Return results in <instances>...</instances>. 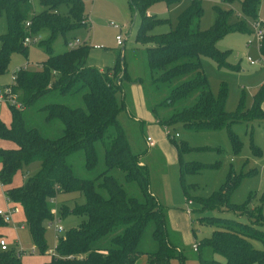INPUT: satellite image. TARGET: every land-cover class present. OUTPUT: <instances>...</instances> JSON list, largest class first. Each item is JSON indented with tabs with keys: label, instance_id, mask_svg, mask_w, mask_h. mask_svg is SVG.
I'll use <instances>...</instances> for the list:
<instances>
[{
	"label": "trees",
	"instance_id": "obj_1",
	"mask_svg": "<svg viewBox=\"0 0 264 264\" xmlns=\"http://www.w3.org/2000/svg\"><path fill=\"white\" fill-rule=\"evenodd\" d=\"M41 10L34 12L30 0H0V16L4 14L6 30L0 34V73H4L13 53L27 55L23 45L27 34L47 32L39 45L47 53L41 67L36 70L20 67L14 91L23 109L9 107L10 125L0 120V137L13 141L14 148H0V183L5 196L19 203L30 234L32 245L40 254L48 250L46 224L53 220L51 208L61 193L79 192L82 203L57 207L59 217L73 214L85 216L56 239L55 254L43 264H134L145 254L148 264H171L172 259L183 262L185 256L169 237L165 212L149 187V171L131 152L124 131L118 121L122 109L116 92L123 90V80L129 81L126 66L118 57L113 67L100 70L86 65L90 45L79 46L54 54L52 44L57 35L77 27L90 29L84 21L83 0H39ZM158 0H128L135 15L140 16L136 40L145 47L146 65L150 71V84L154 92L165 91L164 99L149 107L157 123L171 126L182 123L186 128L198 130L225 129L233 149L239 147V136L233 125L243 121L264 119V82L252 95L250 106L245 105L242 92L236 108L225 107L228 88L220 84L213 95L208 78L202 68V57L214 60L218 68L239 70L238 64L227 61L229 52L217 48V41L231 32L252 33L250 22L259 19L261 0H241L240 12L214 5L215 18L207 29L199 27L203 13L200 0H190L178 14L174 28L151 34L150 30L167 19L148 13L151 3ZM166 3L178 0H163ZM231 4L234 0H221ZM29 21L30 25H26ZM264 25V24H263ZM67 40L65 41L66 44ZM264 56V31L259 48ZM141 82L136 79L135 82ZM58 95L80 94L83 107L51 102L42 106L45 120H59L61 134L48 137L36 127L28 126L24 110L49 93ZM147 102V99H146ZM169 111L158 113L156 107ZM100 140L104 148L105 168L94 178L75 175L67 157L81 150L85 168L94 169L98 156L94 142ZM177 151L180 182L186 199L199 202L201 209L232 211L247 217L248 222L225 216H202L201 223L214 228L209 238L197 244L201 264H264V248L254 247L252 240L264 245V215L262 207L252 206L251 195L241 204L231 202V193L238 186L243 173L230 170L218 190L209 195L192 196L194 184H185L186 174L199 173L213 165L185 160L186 153L195 150L186 142L171 139ZM255 154L260 149L249 136ZM38 161L40 167L28 175L20 186H10L13 176L24 166ZM122 173L126 182L135 183L138 195H130L112 173ZM98 181V182H97ZM8 186V187H7ZM104 190L102 194L97 188ZM264 203V191L260 197ZM5 223L0 218V224ZM150 228V244L143 246L145 231ZM20 251L0 249V264H22Z\"/></svg>",
	"mask_w": 264,
	"mask_h": 264
},
{
	"label": "rangeland",
	"instance_id": "obj_2",
	"mask_svg": "<svg viewBox=\"0 0 264 264\" xmlns=\"http://www.w3.org/2000/svg\"><path fill=\"white\" fill-rule=\"evenodd\" d=\"M34 12L41 10L39 0H30ZM190 0H178L166 3L158 0L150 4L148 13L167 21L155 25L151 34H158L174 28L178 14L189 4ZM203 13L199 21L201 29H207L215 18L214 5L222 8H232L235 14L240 12L241 0H234L231 4L221 0H200ZM83 13L87 17L90 29L77 27L67 31L64 35L59 34L54 39L52 48L53 53H61L66 49V40L79 39L83 43L90 45L89 53L86 58V65L101 69L113 67L118 57L122 58L129 81L123 80V90L116 92V100L122 109L118 114V121L124 131L130 150L134 153L142 164L146 165L149 173L150 189H154L159 196L160 202L168 209V215L178 228L167 222V229L170 239L182 238L184 243L181 246L184 255H192V245L194 237L200 241L211 236L213 226L208 223H201L199 218L202 216H225L235 218L242 222H248L247 217L241 216L232 211L202 210L199 202L193 201L189 206L190 215L186 212V200L180 182V173L177 162V154L174 143L186 142L189 146L196 148L186 153L185 160L196 161L204 164H216L204 168L199 173L186 174L185 184H194L195 188L190 189L192 196L205 197L211 192L218 190L225 181L227 174L232 170L235 174L243 173L241 181L231 193V202L241 204L249 199L251 195L252 206L262 207L264 215V203L260 202V197L264 191V119L243 121L234 124L232 127L239 136V147L233 149L225 129L218 130H192L186 128L182 123L170 126L172 132H177V137H167L164 127L154 123L153 114L149 107L154 106L164 99L165 91L157 94L153 91L150 84V71L146 65L145 47L149 44H142L136 40V31L140 23V16L135 15L130 7L128 0H83ZM259 19L264 21V0L260 1L258 8ZM111 24H116L120 28L115 29ZM6 30L5 16H0V34ZM89 32V33H88ZM41 38L47 36V32L41 33ZM121 34L124 38L123 44L118 45L115 37ZM252 33L231 32L217 41V48L228 51L227 61L231 64H238L239 70L228 68H218L213 59L202 57V68L208 78L210 89L214 96L217 95L220 84L226 83L228 88L225 107L228 111L236 108L238 100L244 93V102L250 106L252 95L260 85L264 77V59L254 46H248L246 40ZM37 43L28 45L27 55L23 53H13L10 57L8 68L4 73H0V85L11 81L13 72L19 68L36 70L41 67L46 59L47 53ZM99 45L101 48H94ZM260 60L256 64H250L247 57ZM141 82H135L136 79ZM141 85L142 91L138 84ZM144 99V101H142ZM147 99V102H146ZM60 102L72 107H83L80 94L58 95L54 92L41 97L35 105L24 110L25 121L28 126L36 127L48 137H57L61 134L62 124L59 120L47 122L45 112L41 109L47 103ZM156 106V105H155ZM158 113L169 111L166 107H156ZM149 109V110H148ZM11 112L7 106L0 108V120L6 125H10ZM252 134L253 142L260 149V154H255L250 147L249 136ZM150 137L153 144L146 141ZM15 143L9 139L0 137V148H14ZM94 147L98 156V164L92 169L85 168L84 154L81 150L76 151L67 157L76 176L81 178H94L104 170V148L102 142L97 140ZM1 166V164H0ZM38 161L24 166L12 179L10 186L17 187L23 180L32 175L38 168ZM112 173L130 195H138L135 183L126 182L122 178V173L113 170ZM98 182V181H97ZM8 187V186H7ZM6 187L0 183V209L8 213V218L0 224V238H3L9 248L21 251L22 264H43L47 262L52 254H55L54 245L57 236H61L70 227L76 226L85 216L69 214L60 218L63 231H56V223L46 224L45 238L48 250L40 254L31 242L30 234L25 224V218L19 203L7 200L4 189ZM102 194L104 190L97 188ZM156 195V194H155ZM156 195V197L158 198ZM84 197L79 192L61 193L54 201V207L62 203L69 206L74 203H82ZM56 205V206H55ZM56 207V208H57ZM264 230V225L259 227ZM150 228L145 231L143 246L149 247ZM195 235V236H194ZM182 240V239H181ZM182 242V241H181ZM254 247L263 249L264 245L258 240H252ZM197 254H195L196 256Z\"/></svg>",
	"mask_w": 264,
	"mask_h": 264
},
{
	"label": "built area",
	"instance_id": "obj_3",
	"mask_svg": "<svg viewBox=\"0 0 264 264\" xmlns=\"http://www.w3.org/2000/svg\"><path fill=\"white\" fill-rule=\"evenodd\" d=\"M84 21L88 22L87 17L84 19ZM89 23V22H88ZM264 21L258 19L256 21H252L250 22L251 28H252V35L249 36L246 40V44L248 46H254L255 48H257V50L259 51L260 45H261V40H262V36H263V31H264ZM26 25H30V22L27 21ZM112 27H114L115 29H119L120 27L116 24H111ZM41 34L40 33H35V34H27L24 39H23V45L24 46H28L34 43H37L41 40ZM116 43L120 46L123 44L124 38L121 34H117L115 37ZM82 42L77 39L74 38L73 40H67L66 42V46L68 48H74L77 47L81 44ZM94 48H101L99 45H93ZM260 57H262V55H260ZM247 60L249 61L250 64H256L258 63L260 60H255L252 59L250 56L247 57ZM20 68V67H19ZM17 68L12 76H11V81L9 83L6 84H1L0 85V108L2 106H7L9 107H14L17 109H23V105L22 103L19 101L18 99V95L17 93L14 91V87H15V83H16V77H17ZM24 68V67H22ZM164 130H165V134L167 137H177L178 133L177 132H172V130L170 129V126H164ZM146 141L152 145L153 141L151 140L150 137H146ZM191 200H187V212L190 213L191 209L189 207V204H191ZM51 213L53 214V220L51 222L52 223H56V231L57 232H61L63 231V227L58 224V222H60V218L58 217V211L56 207L51 208ZM0 218H2L4 221H6V218H8V213L3 210L0 209ZM50 224V225H51ZM58 237V236H57ZM8 245L6 243V241L3 238H0V249L1 250H5L8 249ZM193 248L194 250H197V244H193ZM20 251V250H19ZM21 252V251H20Z\"/></svg>",
	"mask_w": 264,
	"mask_h": 264
},
{
	"label": "crops",
	"instance_id": "obj_4",
	"mask_svg": "<svg viewBox=\"0 0 264 264\" xmlns=\"http://www.w3.org/2000/svg\"><path fill=\"white\" fill-rule=\"evenodd\" d=\"M89 33V32H88ZM96 49H98V48H96ZM262 58L264 59V56H262ZM100 70H103V69H101V68H99ZM264 82V77L261 79V81H260V85L262 84ZM138 84V83H137ZM139 85V87H140V90L142 91V87H141V85L140 84H138ZM259 85V86H260ZM258 86V87H259ZM257 90V89H256ZM142 101H144V99L142 100ZM144 103H145V101H144ZM261 106H262V109L264 110V101L262 102V104H261ZM149 110V109H148ZM153 119H154V123H156V124H158L157 123V121L155 120V118L153 117ZM159 125V124H158ZM162 127V126H161ZM175 150H176V148H175ZM176 154H177V151H176ZM178 162V161H177ZM140 163L142 164V162L140 161ZM149 187H150V183H149ZM151 190V189H150ZM153 190V192L158 196V193L154 190V189H152ZM152 192V191H151ZM154 194V195H155ZM155 195V196H156ZM157 198V197H156ZM184 198H185V200H186V205H185V207H186V212H187V200L188 199H186V197L184 196ZM158 201L160 202V199H159V196H158ZM8 200V199H7ZM189 200H191V199H189ZM192 202H191V204H189V206H191L192 205V203H193V200H191ZM160 204L162 205V207H163V209H164V212H165V217H166V223L167 222H169L168 221V219L170 220V223L173 225V227H175V228H178L176 225H174V222L172 221V217H171V214L170 215H168V209H167V207L165 206V205H163V203H161L160 202ZM56 206V205H55ZM57 207V206H56ZM188 213V212H187ZM191 213H188V215H190ZM195 236V235H194ZM170 237V236H169ZM182 239V240H181ZM171 240V239H170ZM172 241V240H171ZM182 241V242H181ZM198 240H197V238H196V236L194 237V244H198ZM172 243L173 244H175L178 248H180L181 249V246L183 245V243H184V240H183V236H182V238H180V240H179V238H176V239H174L173 238V241H172ZM192 247V250L194 251V252H197V253H194V254H190V255H184L185 256V259H184V261L183 262H180L178 259H172L171 260V264H201L200 263V261H199V258H198V252H199V250L197 249V250H194V248H193V245L191 246ZM182 250V249H181ZM184 254V253H183ZM195 254H197L196 256H195ZM134 264H148L147 263V257H146V255L145 254H143V255H141L140 257H138V259L135 261V263Z\"/></svg>",
	"mask_w": 264,
	"mask_h": 264
}]
</instances>
